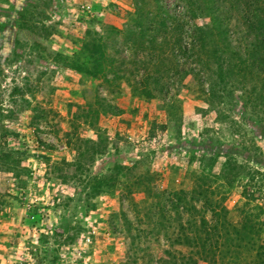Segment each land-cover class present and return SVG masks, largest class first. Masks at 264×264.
<instances>
[{
    "label": "rangeland",
    "instance_id": "rangeland-1",
    "mask_svg": "<svg viewBox=\"0 0 264 264\" xmlns=\"http://www.w3.org/2000/svg\"><path fill=\"white\" fill-rule=\"evenodd\" d=\"M136 1L0 0V110L4 124L18 132L6 136L16 169L0 166V264H162L164 232L157 240L147 231L152 201L191 188L200 169L217 177L226 159L264 171V124L251 118L240 89L223 99L218 117L191 74L187 85L176 82L165 96L146 97L125 77V68L108 88L54 61L52 53L71 56L88 31L106 36L109 26L121 30L108 36L110 48L130 56L135 37L129 30L140 18ZM141 2L156 11L154 0ZM161 4L162 15L188 10L184 0ZM189 19L209 23L201 13ZM163 48L167 55L169 48ZM119 57L117 65L128 67ZM170 64H176L174 57ZM84 87L98 89L120 113L93 126L72 120L68 111L77 114ZM76 157L84 173L119 168L121 184L88 197L77 180L80 173L73 176V167L61 165ZM222 189L224 204L239 219L235 207L247 206L240 186ZM250 207L264 236V204Z\"/></svg>",
    "mask_w": 264,
    "mask_h": 264
},
{
    "label": "trees",
    "instance_id": "trees-1",
    "mask_svg": "<svg viewBox=\"0 0 264 264\" xmlns=\"http://www.w3.org/2000/svg\"><path fill=\"white\" fill-rule=\"evenodd\" d=\"M184 1L191 17L201 13L209 23H192L186 10L181 16L162 15L161 0H154L156 11H149L139 0L135 5L140 18H135L134 28L129 30L135 37L130 56L122 57L124 51L115 45L110 48L108 36L121 30L109 26L106 36L88 31L79 51L73 55L56 52L52 57L81 75L101 79L108 88L114 85L115 77H123L121 72L125 68V77L146 97L165 96L176 82L187 85L183 82L191 74L199 82L198 93L218 117L223 99L234 89H240L251 107V118L264 124V0ZM145 18L149 19L147 24ZM163 47L169 48L167 55ZM140 51L144 52L142 57ZM117 56L121 62L129 63L128 67L117 65ZM170 57L175 58L173 67ZM82 96L83 103H76L77 114L68 111L72 120L93 126L103 117L121 111L101 96L98 89L84 87ZM3 116L0 110V166L13 170L16 169L12 164L13 149L6 136H18V132L4 124ZM61 165L73 167V176L80 173L77 180L80 186L88 188V197L121 184L119 168H108L110 173L109 170L84 173L85 165L79 157L71 161L63 159ZM216 175L200 169L193 175L191 188L171 190L163 202L152 201L148 205L146 216L152 226L147 231L158 240L163 230L168 246L162 264H264L263 223L255 222L250 209L264 204V171L226 159ZM236 182L247 206L235 207L240 218L234 220L232 209L224 204L222 187L229 184L230 188ZM147 192H152V188L148 187Z\"/></svg>",
    "mask_w": 264,
    "mask_h": 264
},
{
    "label": "built area",
    "instance_id": "built-area-1",
    "mask_svg": "<svg viewBox=\"0 0 264 264\" xmlns=\"http://www.w3.org/2000/svg\"><path fill=\"white\" fill-rule=\"evenodd\" d=\"M90 240H91V239H90L89 236H86V237H85V241H86V242H90Z\"/></svg>",
    "mask_w": 264,
    "mask_h": 264
}]
</instances>
